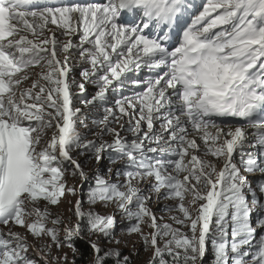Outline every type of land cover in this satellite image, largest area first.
<instances>
[{"label":"snow or ice","instance_id":"snow-or-ice-1","mask_svg":"<svg viewBox=\"0 0 264 264\" xmlns=\"http://www.w3.org/2000/svg\"><path fill=\"white\" fill-rule=\"evenodd\" d=\"M196 8L0 0V264H68L53 247L85 234L90 264H130L117 216L147 264H201L209 242L213 264H264V0ZM105 155L107 178L79 159Z\"/></svg>","mask_w":264,"mask_h":264},{"label":"rangeland","instance_id":"rangeland-1","mask_svg":"<svg viewBox=\"0 0 264 264\" xmlns=\"http://www.w3.org/2000/svg\"><path fill=\"white\" fill-rule=\"evenodd\" d=\"M91 1L92 2H98V3L103 2V0H91ZM194 2L197 5L196 12L198 13V11L202 10L203 4L206 3L207 0H194ZM188 22L190 23V18H189ZM78 72H79V69H76V75L77 76H78ZM92 92H93L92 86L89 85L88 86L89 95L92 94ZM77 105L79 106L78 101H77ZM122 135H126V133H122ZM79 159L84 164L85 171H87L90 176L94 172L99 170L101 172V174L105 175L107 178V169L110 166L113 167L114 169L119 168L121 166L120 162H117L115 165H110L109 164V157L107 155H105L104 159L98 165L95 163V161L86 160L84 157H80ZM237 159H238V157H237ZM112 178L115 179L114 176ZM68 182L70 184H73V185L79 187V180L78 179H74L71 176H69ZM70 199L74 200L75 198L64 199L58 208L53 209L54 212H56L58 215L62 216V218L65 220V223H67L68 218L71 217V213L68 211L69 207H71V205L69 203ZM172 203L173 202L168 201V200H164V199H160L159 201H156L155 199L153 200V203L150 206H151L153 212L155 213V215L157 216L158 223H166V222L171 223V221L169 220V217L171 215H174L175 213L169 212L165 206L171 205ZM85 208H87V205H85ZM96 209L98 211H100L101 213H104L105 211H107L108 213H111L110 208L105 210L100 205H97ZM161 218H163V219H161ZM127 226H128V222L126 220L121 219L119 216H117L116 235H117V238H119L121 240V243L119 245L121 252L123 253V255L128 256L130 258V264H147V262L150 258V253L146 252L144 250L143 244L139 240L137 235H135V234H132L130 236L127 235V233L124 231L127 228ZM173 226H175V225H173ZM0 227H3V226H0ZM13 230L19 231V232H24V229H22L18 226L14 227ZM145 231H147V229H145ZM61 235H63V234H61ZM44 239H45V241L47 240V238H44ZM28 240L30 243H34L37 246H39V244L42 243V241L33 238L30 234L28 235ZM65 253L68 254V264H72L73 253H72L71 249H69L67 247H62L59 250L55 249V247H53V249H52V255H55V256H63ZM28 254L31 258H33L34 260L37 261V264H43V260L40 259V257L37 255V253L35 251L30 250ZM166 259H167V257H166ZM201 264H213V255H212L210 242L208 244V251H207L205 257L203 258Z\"/></svg>","mask_w":264,"mask_h":264},{"label":"trees","instance_id":"trees-1","mask_svg":"<svg viewBox=\"0 0 264 264\" xmlns=\"http://www.w3.org/2000/svg\"><path fill=\"white\" fill-rule=\"evenodd\" d=\"M86 241V234L84 239L76 241V247L78 251L76 252L75 257H73L72 255V261L73 259H75V264H90V261L92 259V253Z\"/></svg>","mask_w":264,"mask_h":264},{"label":"bare ground","instance_id":"bare-ground-1","mask_svg":"<svg viewBox=\"0 0 264 264\" xmlns=\"http://www.w3.org/2000/svg\"><path fill=\"white\" fill-rule=\"evenodd\" d=\"M81 2H83V0H81ZM92 2V1H91Z\"/></svg>","mask_w":264,"mask_h":264}]
</instances>
